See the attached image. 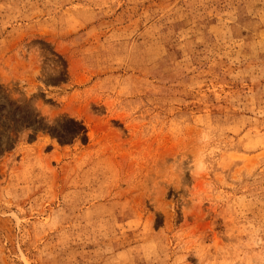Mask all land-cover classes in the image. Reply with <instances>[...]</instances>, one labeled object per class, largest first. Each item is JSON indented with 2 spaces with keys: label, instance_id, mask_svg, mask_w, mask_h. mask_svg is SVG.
I'll use <instances>...</instances> for the list:
<instances>
[{
  "label": "rangeland",
  "instance_id": "374dc122",
  "mask_svg": "<svg viewBox=\"0 0 264 264\" xmlns=\"http://www.w3.org/2000/svg\"><path fill=\"white\" fill-rule=\"evenodd\" d=\"M0 264H264V0H0Z\"/></svg>",
  "mask_w": 264,
  "mask_h": 264
}]
</instances>
